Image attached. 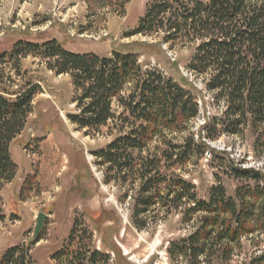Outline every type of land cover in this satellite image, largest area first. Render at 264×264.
<instances>
[{"label": "trees", "instance_id": "16d2710c", "mask_svg": "<svg viewBox=\"0 0 264 264\" xmlns=\"http://www.w3.org/2000/svg\"><path fill=\"white\" fill-rule=\"evenodd\" d=\"M248 1L194 0L191 7L182 0H152L131 33L152 32L170 22L169 39L183 28L203 38L189 67L199 74L210 73L207 88L218 101H226V110L221 117L205 114L207 120L196 139L192 133L180 141L174 136L189 132V124L203 111L207 113L204 99L199 102L185 84L155 68L143 69L134 51L114 50L110 56L78 53L53 38L36 43L20 40L11 53L0 54L3 64L20 55H38L57 74L70 75L76 103V112L69 114L71 122L87 133L117 132L94 156L104 168L105 182L118 184L123 191L120 200H129L132 224L147 229L177 214L185 225H192L189 236L168 246L171 256L182 264H202L204 258L219 252L228 260L244 237L264 231L261 169L238 167L228 158L227 174L243 183L229 195L219 181L210 186L207 199L200 197L183 172L206 150L215 157L225 154L205 140L216 139L221 133L213 130L218 128L240 136L250 123L257 142L264 146V6ZM0 83H4L2 74ZM41 89L29 83L19 92L0 93V188L16 178L18 165L11 143L22 133ZM74 221L68 238L51 258L54 264H122L119 253L113 259L91 244L93 230L83 218ZM102 228L96 230L108 250L112 246ZM36 243L31 239L8 247L0 264H37L31 248Z\"/></svg>", "mask_w": 264, "mask_h": 264}, {"label": "rangeland", "instance_id": "374dc122", "mask_svg": "<svg viewBox=\"0 0 264 264\" xmlns=\"http://www.w3.org/2000/svg\"><path fill=\"white\" fill-rule=\"evenodd\" d=\"M151 1L0 0V54L11 53L20 40L36 43L53 38L66 50L78 53L110 56L114 50L134 51L143 69L155 68L185 84L199 102L204 99L207 113L203 111L189 124V132L174 136L180 141L192 133L196 139L207 117H221L226 101H218L207 88L210 73L199 74L189 67L203 41L200 34L183 28L169 39L170 22L152 32L131 34ZM182 1L185 6H193L194 0ZM248 2L264 6V0ZM164 17L168 20L170 14ZM48 63L33 54L0 63L4 77L0 93L19 92L29 83L42 88L34 97L33 110L22 133L11 143L18 169L16 178L0 188V257L8 247L25 245L33 239L36 217L43 211L47 217L42 239L31 245L37 264H54L51 258L68 238L76 218H83L93 230L91 244L109 252L113 259L119 253L122 264H182L171 256L168 246L189 236L192 225H185L177 214L147 229L140 230L132 224L129 200H120L123 191L118 184L105 182L104 168L94 156L117 132L111 135L104 129L87 133L73 124L69 118L76 112L73 81L69 74L51 70ZM248 124L240 136L221 132L220 128L213 130L221 134L214 140H205L225 154L215 157L210 149L206 150L183 169L200 197L207 199L210 186L219 181L229 195H234L243 183L227 174L228 158L238 167L264 172V146L257 142V133ZM99 228L104 229L102 234L112 246L108 250L101 232L96 230ZM233 248L228 260L219 252L204 258L202 264H264V231L244 237L242 244Z\"/></svg>", "mask_w": 264, "mask_h": 264}, {"label": "water", "instance_id": "95a60500", "mask_svg": "<svg viewBox=\"0 0 264 264\" xmlns=\"http://www.w3.org/2000/svg\"><path fill=\"white\" fill-rule=\"evenodd\" d=\"M47 215L45 212L43 211H40L38 213V216L36 217V226H35V229H34V232H33V235H32V238L33 240H35L36 242H39L40 241V234L44 228V225H45V219H46Z\"/></svg>", "mask_w": 264, "mask_h": 264}]
</instances>
